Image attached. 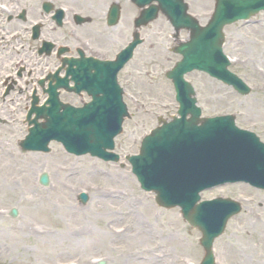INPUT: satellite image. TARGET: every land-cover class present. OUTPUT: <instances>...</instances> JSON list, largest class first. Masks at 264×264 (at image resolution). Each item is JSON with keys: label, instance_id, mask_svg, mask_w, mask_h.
Returning a JSON list of instances; mask_svg holds the SVG:
<instances>
[{"label": "rangeland", "instance_id": "rangeland-1", "mask_svg": "<svg viewBox=\"0 0 264 264\" xmlns=\"http://www.w3.org/2000/svg\"><path fill=\"white\" fill-rule=\"evenodd\" d=\"M37 1L0 0V5L13 2L36 9ZM48 1H55V6L73 2ZM113 2L120 6V35L129 40L137 11L127 0H108L106 6ZM185 2L189 13L204 25L214 1ZM29 18L37 16L33 13ZM9 25L8 33L20 34H15L11 45L0 44V81L12 69L36 71L45 64L34 51L37 43ZM224 33L223 52L231 61L229 69L251 93L239 96L197 72L186 80L194 88L203 117L233 115L238 128L251 131L264 142V15L226 27ZM140 35L144 43L118 74L129 114L115 139L118 164L71 156L56 143L49 145L48 154L21 153L18 143L27 135L24 120L28 110L13 105L21 98L17 95L0 107V264H200L199 232L182 220L177 208H159L153 194L141 191L124 161L138 153L141 140L156 127L158 118L168 120L177 111L173 88L164 76L180 59L170 51L175 45L172 29L159 16L142 28ZM179 38L185 41L187 34L181 32ZM22 47L23 53L19 52ZM11 155H15L14 161ZM21 166L31 172L35 186L41 189L39 198L27 194L29 185L19 171ZM41 174L49 180L45 187L39 184ZM81 193L87 195L84 204L79 200ZM217 197L240 201L242 207L213 243L215 264H264V191L232 185L201 194L202 200ZM11 210L16 211L15 217ZM128 224L134 228L120 237ZM83 228V235L67 236Z\"/></svg>", "mask_w": 264, "mask_h": 264}, {"label": "water", "instance_id": "water-1", "mask_svg": "<svg viewBox=\"0 0 264 264\" xmlns=\"http://www.w3.org/2000/svg\"><path fill=\"white\" fill-rule=\"evenodd\" d=\"M140 10L135 26L139 29L154 21L160 12L169 22L174 38L182 30L189 38L173 52L181 60L166 73L175 91L179 118L163 122L144 138L138 157L127 158L145 191L156 193V203L166 209L181 208L183 220L201 233L199 244L204 251L201 264H214L213 241L219 237L227 221L240 212L239 204L218 199L196 205L198 193L227 182H248L264 188V154L256 147L249 134L235 128L232 116L200 119V109L195 107L193 88L184 80L194 70L205 72L238 94L246 96L249 88L227 71L229 66L222 53L223 29L240 20L264 12V0H215L213 15L206 26L187 14L183 0H131ZM152 3H157L153 5ZM148 6V8H145ZM117 14L113 10L111 17ZM134 42L117 57L115 63H96L94 74H87L83 84L90 88L92 102L83 109L63 107L32 109L28 112L29 135L20 143L22 151L48 152L50 141L60 142L75 155L89 154L104 161H117L107 153L113 149V139L121 132L128 117L121 100V90L116 84V74L133 49L141 43L138 34ZM64 82V85L66 81ZM82 85V83H81ZM55 88L49 90L51 105L58 103ZM35 118L31 120V115ZM187 116H190L187 119ZM38 119L45 123L38 124ZM46 175L40 184L47 185ZM82 203L87 201L83 194ZM16 211H12V216Z\"/></svg>", "mask_w": 264, "mask_h": 264}, {"label": "flooded vegetation", "instance_id": "flooded-vegetation-1", "mask_svg": "<svg viewBox=\"0 0 264 264\" xmlns=\"http://www.w3.org/2000/svg\"><path fill=\"white\" fill-rule=\"evenodd\" d=\"M107 1L102 4L100 0H73L71 5L62 6L64 14L61 25H57V21L53 19V11L51 14L44 12V0L37 1L36 9L22 5L20 8L9 9L14 14L1 10L0 44L7 42L6 45H11V42L15 40L13 36L20 34L19 32L8 33V30L11 29L9 24H13L15 28H20L21 35L29 36L32 42L37 43L34 51L38 59L45 64L36 71H31L27 67H18L15 71L12 69L11 72H7L0 81V107L4 108L7 101L12 100L9 98L12 95L21 97L13 102L16 108L28 109L33 97H36L39 102L44 101L43 89L47 88L48 76L61 70L59 77H64L67 65L63 61L77 64L82 59L89 58L98 61L113 60L127 45L132 32L129 35V40L125 41L123 35H120L118 27L120 20L114 27L108 26L107 13L112 3L106 6ZM50 2L53 5L55 3V1ZM54 6H51V10L54 9ZM33 13L37 18H29V15ZM16 23H21V25ZM35 24L38 26V38L32 40L31 28ZM131 25L133 28V19ZM6 38L9 39V42L6 41ZM4 45L3 48L6 47ZM23 49L22 47L19 52L23 53ZM76 68L77 66L73 65V69ZM41 81H44L42 85H40ZM68 81L69 87H73L70 77H68ZM58 93L62 103L75 107L81 106L84 100H87L84 93L76 95L65 89L59 90Z\"/></svg>", "mask_w": 264, "mask_h": 264}, {"label": "bare ground", "instance_id": "bare-ground-1", "mask_svg": "<svg viewBox=\"0 0 264 264\" xmlns=\"http://www.w3.org/2000/svg\"><path fill=\"white\" fill-rule=\"evenodd\" d=\"M100 1H101L102 4H104L105 1H107V0H100ZM2 151H4V150H2ZM14 157H15V155H14ZM14 157L11 155L10 158L13 159V161H14ZM13 161H12V162H13ZM18 161H19V160H18ZM11 168H13V167L11 166L10 169H11ZM18 168H19V171H20V172L24 173V175H22L23 178H24V180H26V182H28L29 188H28L27 194H31V195H33L34 197H36V198L38 197V198H39L40 195H41V189H39V188H37V187L35 186V183H34V181L31 179V176H30L31 172L28 174L23 166L18 167ZM132 228H134V226H133L132 224H128L127 227L122 228V230L119 232L118 235H119L120 237H123V236H125L124 233L129 232ZM143 232H145V231H139V234H143ZM84 233H86V229H85V228H83L82 230H79V231L75 232L74 234H70V233H68L67 236H74V237H75V234H76V235H83ZM112 233H113V231H112ZM116 233H117V231H116ZM64 234L66 235V233H64ZM122 234H123V235H122ZM111 235H112V234H111ZM120 237H118V238H120Z\"/></svg>", "mask_w": 264, "mask_h": 264}]
</instances>
